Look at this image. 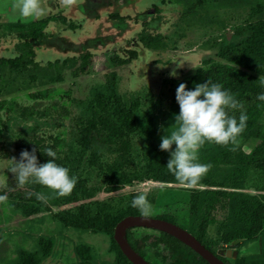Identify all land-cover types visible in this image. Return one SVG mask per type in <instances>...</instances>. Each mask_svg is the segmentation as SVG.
I'll list each match as a JSON object with an SVG mask.
<instances>
[{"label": "rangeland", "instance_id": "rangeland-1", "mask_svg": "<svg viewBox=\"0 0 264 264\" xmlns=\"http://www.w3.org/2000/svg\"><path fill=\"white\" fill-rule=\"evenodd\" d=\"M93 4H96L95 9L92 8ZM40 5L44 14L32 18L30 22L49 17L60 18L61 14L68 16L67 21H50L44 32L54 33V36H48L41 44L33 41L38 49L35 60L40 64V71L29 67L28 71L3 72L6 84L1 99L7 107L14 109L13 113L18 109L15 104L38 110L51 109L50 112L57 109L61 112L58 113L60 116H54L61 125L55 133L69 144L73 139L74 118L91 103L99 107L97 96L112 94L107 76L114 71L116 91L122 99L135 103L134 112L141 126L130 137L137 142L138 150L144 151L130 165L125 163L116 171L132 175L138 172L141 176L145 171L147 148L154 145V140L157 141L154 131L159 128L161 111H168L171 83L190 78L197 69L204 68L203 61L227 46L238 26L261 18L264 10V0H77L75 6L70 7L63 5L61 0H40ZM155 5L159 10L154 9ZM0 12L3 13L0 15V49L6 56L14 57L17 53L7 48L14 43L11 36L16 35L14 27L10 25L19 15L11 9L2 12L1 7ZM110 13H120V21H111L107 17ZM72 20L79 24L80 29L74 31L68 28ZM142 34H161L163 46L159 49L146 48L139 41ZM134 50L138 54L132 57L130 52ZM82 52L91 53L87 65L82 66L80 58L75 66L60 71L46 65L64 53L78 55ZM41 92L43 97L34 100L32 94ZM240 103L246 112L250 99ZM103 105L106 104L100 106ZM240 111L236 110L235 113L240 115ZM157 142L160 143L159 140ZM240 144L250 154L253 145L259 142L245 144L241 141ZM13 156L12 153L9 157H0V189L12 179ZM87 158L85 156L80 160L77 172L81 178H90L87 186L94 188L95 193L92 199L81 203H110L118 209L143 193L153 208L150 217L173 214L178 225L189 228L188 192L183 185L161 184L134 175L131 181L114 183L111 164L116 159L115 154L104 153L94 165L89 164ZM251 175L254 177V172ZM251 175L245 180L248 184ZM22 188L26 191L25 196L28 195L30 190ZM120 188L124 191H119ZM50 191L46 188V192ZM246 192L255 193V190L248 186ZM42 195L47 198L45 205L53 212L74 210L80 204L59 201L58 205H54L51 194ZM31 208L33 213L27 215L20 208L12 206L8 198L6 203L0 204V264H12L20 251L40 250L38 247L42 240H50L52 245L49 255L43 257L39 264H115L109 236L66 228L41 203L33 204ZM133 234L140 238L159 233L152 229L136 228ZM208 236L215 237L214 226L210 227ZM241 242L246 241L235 239L231 245L240 246ZM84 245H89L91 253L86 261L77 252H82ZM147 258L159 264L161 262L153 251H148ZM263 258L255 259L261 261Z\"/></svg>", "mask_w": 264, "mask_h": 264}, {"label": "trees", "instance_id": "trees-1", "mask_svg": "<svg viewBox=\"0 0 264 264\" xmlns=\"http://www.w3.org/2000/svg\"><path fill=\"white\" fill-rule=\"evenodd\" d=\"M95 6L96 4H93L92 8L95 9ZM0 7L2 12L8 11L11 9V0H0ZM154 9L159 10V7L155 5ZM261 14V18L256 21L238 26L230 43L221 48L218 54L203 61L204 68L197 69L190 78L174 80L171 83L168 111H161L162 119L159 121V128L154 131L155 139L161 143L163 136L179 127L175 120V116L180 111L176 101V89L181 83L186 84L188 90H194L196 84L210 80L212 83L222 85L223 89L232 93L239 102L250 99L245 112L248 116L247 127L237 143L224 147L206 142L198 152V162L210 164V171L200 181L198 188L189 189L185 185L182 186L188 192L186 199L190 225L187 230L213 252L226 245L230 246L235 239L249 240L258 237L262 239L264 251V101L256 99L257 94L264 92V87L261 86V80H264V10ZM107 17L111 21H120L121 14L110 13ZM31 19L18 16L17 20L10 25L14 27L17 34L11 36V41L14 43L7 49H12L17 55L14 57L0 55V96L6 84L3 72L6 70L10 73L28 71L29 67L40 71V64L35 60L38 49L33 41L41 44L48 36L50 38L54 36V34H44V29L50 21H67V17L63 15H60V18L49 17L37 22H30ZM79 27V24L73 20L68 24L71 30H78ZM160 35L142 34L139 41L146 48L159 49L163 46ZM130 53L132 57L138 54L135 50ZM64 54L60 58L48 61L46 65L60 71L65 67L75 66L78 58L82 61V66L87 65L91 57L90 52H82L78 55ZM119 62L122 63L120 60ZM115 75L114 71H111L107 76L112 94L97 96L99 107H94L95 104L91 103L74 118V128L71 133L73 139L69 144L60 134L55 133L61 125L57 122V117L60 116L58 113H61L57 109L52 110V113L51 109L38 110L15 104L18 109L13 113L14 109L7 107L6 102L0 99V157H9L13 153V158L19 161L23 150L31 152L35 148L38 163L43 164L51 159L45 154L46 150L51 148L57 154L55 162L67 167L70 175L78 178L75 189L68 196L58 197L52 190L46 192L47 187L34 182L24 186L26 190H30L25 196L26 191L18 186L16 176L11 171L12 179L3 189H0V195H7L11 205L20 208L27 215L33 213L34 210L31 208L33 204L41 203L51 212L52 217L66 228L109 236L115 264H132L122 253L113 235L118 222L129 215H140V212L131 206L132 200L118 209L110 203H81L92 199L95 189L87 186L90 180L88 176L81 178L77 172L80 160L88 156V163L94 165L104 153L115 154L116 159L111 164V169H114L111 179L114 183L131 181L133 175L136 178H145L161 184L180 183L166 167L170 153L160 150V143L155 140L154 145L147 148L148 155L142 176L138 172L132 175L116 171L124 167L125 163L130 165L144 151H139L137 142L130 137L141 126L134 112L135 103L122 99L116 91L117 88L113 83ZM32 95L36 101L43 97L42 92ZM104 103L106 105L100 106ZM56 114L57 117L54 116ZM230 115L239 118L235 111ZM50 119L54 122H50ZM241 141L245 144L255 142L259 144L253 145V151L248 154L243 150ZM14 166L13 160L11 169ZM252 172L254 177L251 175ZM250 175L251 181L248 184L245 180ZM248 186H251L255 193L246 192ZM32 193L48 196L51 194L50 199L54 205H58L59 201L80 204L74 210L53 212L45 205V202L38 200ZM159 218L176 223L173 214L160 215ZM211 226L215 227L213 238L208 236ZM158 233V235H145L140 238H136L130 230L127 234L132 247L139 254L146 257L148 251H153L155 256L159 257L161 264H209L178 239L164 232ZM51 245L50 240L47 242L42 240L39 242L40 250L20 251L17 260L12 264H39L43 257L49 255ZM82 249V252L77 251L78 256L86 261L91 255L89 245L82 246ZM237 264H264V258L257 263L242 257Z\"/></svg>", "mask_w": 264, "mask_h": 264}, {"label": "clouds", "instance_id": "clouds-1", "mask_svg": "<svg viewBox=\"0 0 264 264\" xmlns=\"http://www.w3.org/2000/svg\"><path fill=\"white\" fill-rule=\"evenodd\" d=\"M65 6H73L77 0H61ZM11 11L25 19L38 18L44 14L40 0H11ZM175 75V73H173ZM264 87V80H261ZM259 101H264V92L257 94ZM176 101L179 104V114L175 116L179 127L161 138L160 150L170 153L167 169L176 180L189 189H196L211 169L210 164L199 163L198 152L205 143H215L227 147L235 145L238 138L246 130L248 116L243 111V104L222 85L212 83L196 84L194 90H188L181 83L176 89ZM241 110L239 118L230 115V111ZM175 145V150H173ZM51 159L40 164L36 149L31 152L23 150L19 161L11 169L18 181V186L24 187L29 182L43 185L58 197L70 195L78 182V178L70 175L67 167L55 162L56 152L48 148L45 153ZM119 191H124L121 189ZM38 200L47 203V198L40 193H32ZM7 202V195H0V204ZM131 206L138 209L141 217L153 215V208L143 193L136 195Z\"/></svg>", "mask_w": 264, "mask_h": 264}, {"label": "water", "instance_id": "water-1", "mask_svg": "<svg viewBox=\"0 0 264 264\" xmlns=\"http://www.w3.org/2000/svg\"><path fill=\"white\" fill-rule=\"evenodd\" d=\"M140 227L164 232L173 236L190 247L209 264H227L182 226L161 218H143L141 215H129L118 222L114 229L113 236L122 253L132 264H152L135 251L127 237V233L130 229ZM232 252L234 254L233 257H236L237 251H232L230 249L227 250L222 248L218 251V254L231 257Z\"/></svg>", "mask_w": 264, "mask_h": 264}, {"label": "flooded vegetation", "instance_id": "flooded-vegetation-1", "mask_svg": "<svg viewBox=\"0 0 264 264\" xmlns=\"http://www.w3.org/2000/svg\"><path fill=\"white\" fill-rule=\"evenodd\" d=\"M2 14L3 13L0 12V15H2ZM61 15L68 17L66 14H61ZM74 31H76V30H74ZM15 33L17 34L16 31H15ZM44 34H52V33H44ZM1 51H2V49H0V55H5V52H3V51L1 52ZM0 99H1V96H0ZM140 228H142V227H140ZM134 229H136V228H132V229H130V231H132V233H133V230ZM144 229H147V228H144ZM127 237H128V234H127ZM244 241H246V242H241L240 243V246H238L237 244H233V245H230V246H227L226 245V246L223 247V249H227V250L230 249L232 251H237L236 257H233V255H234L233 252L231 254V257H227L226 255H219L218 254V251L220 249H222V248L216 249L215 250L216 252H213L212 250L211 251L214 254H216L222 261H224L227 264H229V263L230 264H237V261L239 260V258H242V257L247 258L248 260H252V261H256L257 263H260L263 259L260 261V259H257L256 260L255 258L256 257H259L260 258V257H263L264 256V251H263V248H262V239H261V237L260 238L249 239V240L244 239ZM144 258H146V260H148L152 264H159L156 261H153V260L148 259L147 256L144 257ZM160 264H161V262H160Z\"/></svg>", "mask_w": 264, "mask_h": 264}]
</instances>
